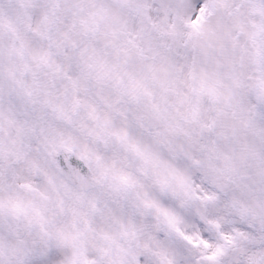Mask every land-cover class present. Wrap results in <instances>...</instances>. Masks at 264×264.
Instances as JSON below:
<instances>
[{
	"label": "snow or ice",
	"instance_id": "1",
	"mask_svg": "<svg viewBox=\"0 0 264 264\" xmlns=\"http://www.w3.org/2000/svg\"><path fill=\"white\" fill-rule=\"evenodd\" d=\"M0 264H264V0H0Z\"/></svg>",
	"mask_w": 264,
	"mask_h": 264
}]
</instances>
